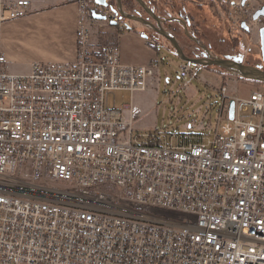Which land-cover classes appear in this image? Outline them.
I'll return each instance as SVG.
<instances>
[{
	"label": "built area",
	"instance_id": "built-area-1",
	"mask_svg": "<svg viewBox=\"0 0 264 264\" xmlns=\"http://www.w3.org/2000/svg\"><path fill=\"white\" fill-rule=\"evenodd\" d=\"M223 4L259 44L264 0ZM30 8L0 0V264H264V84L246 98L220 87L211 138L139 141L108 98L144 92L160 60L125 65L117 44L92 48L117 19L82 5L75 59L14 73L1 26ZM201 69L181 61L179 78Z\"/></svg>",
	"mask_w": 264,
	"mask_h": 264
},
{
	"label": "rangeland",
	"instance_id": "rangeland-1",
	"mask_svg": "<svg viewBox=\"0 0 264 264\" xmlns=\"http://www.w3.org/2000/svg\"><path fill=\"white\" fill-rule=\"evenodd\" d=\"M64 1L75 3L76 0ZM231 1L233 0H212L213 11H210L208 6L194 8L186 6L196 28L194 30L196 37L210 45L215 56L241 55L245 64L261 65L254 28H249L248 32L238 29L234 26L233 20L228 19V15L224 13L221 3ZM126 23L142 29L137 22ZM112 33L115 39L116 27L103 31L96 30L91 38L92 48L99 49L111 45L114 42ZM117 43L122 63H140L150 54L160 60L154 78L144 92L130 94L119 91L108 98L110 109L131 118L133 136H139V141L149 134H164L168 138L170 135L173 137L199 135L211 138L220 125L218 122L222 105L218 93L220 87L225 86L229 93H237L243 98H246L250 91L260 88L218 68H202L197 79L191 77L181 79L179 78L181 61L178 58L155 44L151 37L131 31L125 26L124 31L119 32ZM28 45V51H20V58L26 62H38L35 60L38 57L53 54L49 50L39 49L35 40L29 41ZM127 104L130 105V109L126 110L124 105Z\"/></svg>",
	"mask_w": 264,
	"mask_h": 264
},
{
	"label": "crops",
	"instance_id": "crops-1",
	"mask_svg": "<svg viewBox=\"0 0 264 264\" xmlns=\"http://www.w3.org/2000/svg\"><path fill=\"white\" fill-rule=\"evenodd\" d=\"M29 1L31 2V14L29 16L5 22L1 26L2 47L9 62L10 70L14 73H26L29 70L32 62L22 60L20 51H28V43L31 40L36 41L39 49L49 50L53 53L51 56L38 57L35 59L38 62H72L75 59L77 2L67 3L64 0ZM128 27L131 26L128 25ZM134 29L130 30L143 33L142 29L136 27ZM113 36L112 33L111 37L114 39ZM118 38L116 36V40L114 39L111 45H118ZM152 58L154 56L150 54L140 63L121 62V64L144 65ZM124 107L130 108V105L127 104Z\"/></svg>",
	"mask_w": 264,
	"mask_h": 264
},
{
	"label": "flooded vegetation",
	"instance_id": "flooded-vegetation-1",
	"mask_svg": "<svg viewBox=\"0 0 264 264\" xmlns=\"http://www.w3.org/2000/svg\"><path fill=\"white\" fill-rule=\"evenodd\" d=\"M76 1L78 6H88L91 11H95L97 14L104 16L105 20L110 17H115L117 19L116 22H113L115 26L123 24L126 28L135 30V27H128L126 23L127 20L122 19L116 12L115 0H106L108 4L107 7L97 5L94 0ZM132 1L134 5L131 4V2L129 5H125V2L121 0L122 10L127 14L139 17L145 21L146 24H138L141 26L142 32L147 35V37H151L155 44L160 45L163 49H166L175 56V52L168 41L155 31V29H162L175 38L183 55L186 57L203 59L208 57V54L215 55L210 45L205 44L196 37L194 32L196 28L193 24L192 16L185 6L186 4L191 5L190 3L184 0H143L147 8L155 16V19H153L143 8L136 4L134 0ZM193 2L195 1H191V3ZM198 4L203 5V2ZM225 56L233 55L226 54Z\"/></svg>",
	"mask_w": 264,
	"mask_h": 264
},
{
	"label": "water",
	"instance_id": "water-1",
	"mask_svg": "<svg viewBox=\"0 0 264 264\" xmlns=\"http://www.w3.org/2000/svg\"><path fill=\"white\" fill-rule=\"evenodd\" d=\"M94 1L97 5H101L103 7L108 6V4L106 3V0H94ZM134 1L141 8H143L146 13H148L153 19H155V16L147 8L143 0H134ZM245 1L246 0H243V2ZM115 2H116V12L121 16L122 19L130 21V22L146 24L145 21H143L141 18L125 13L122 10L121 0H115ZM91 15H92V18L95 20H99V21L105 20L104 16L97 14L95 11H91ZM260 16L264 17V8L258 11L253 16V19L256 20ZM111 25L115 26V23H111ZM240 26H241V29L244 30L245 32L249 31L248 26L244 22H242ZM155 31L159 35H161L166 41H168V43L170 44V46L175 52V56L180 61L192 60L196 62L197 64H199L203 69L218 68L242 80L264 84V28L258 31L259 50H260V56H261L262 63L261 65H256V66L245 64L243 57L241 55L218 57L215 55L208 54V57L203 58V59L186 57L183 55L177 41L175 40L173 36L166 33L162 29H155ZM233 117H234V101L231 100L229 102V119L233 120Z\"/></svg>",
	"mask_w": 264,
	"mask_h": 264
},
{
	"label": "trees",
	"instance_id": "trees-1",
	"mask_svg": "<svg viewBox=\"0 0 264 264\" xmlns=\"http://www.w3.org/2000/svg\"><path fill=\"white\" fill-rule=\"evenodd\" d=\"M123 1L125 2V5H129L130 2H131V4L134 5V2L132 0H123ZM184 1H186V2H188V3L191 4V5L186 4L185 6H187V7L192 6L194 8L195 6H208V8L210 9V11H213L212 5L214 3H212V0H184ZM191 1H195V2L191 3ZM75 2H77V1H75ZM201 2H203V5H199L198 4V3H201ZM221 6L223 7V9L225 11L226 8H227V6L224 5L223 3H221ZM187 7H186V9H187ZM239 80H242V79H239ZM243 81L249 82V83L254 84L256 86H259V87L261 86V83L251 82V81H247V80H243Z\"/></svg>",
	"mask_w": 264,
	"mask_h": 264
}]
</instances>
